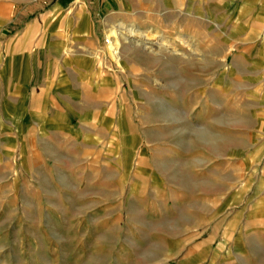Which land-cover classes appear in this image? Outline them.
<instances>
[{
  "label": "rangeland",
  "instance_id": "obj_1",
  "mask_svg": "<svg viewBox=\"0 0 264 264\" xmlns=\"http://www.w3.org/2000/svg\"><path fill=\"white\" fill-rule=\"evenodd\" d=\"M29 2L0 0V264H264V0H122L64 57Z\"/></svg>",
  "mask_w": 264,
  "mask_h": 264
},
{
  "label": "crops",
  "instance_id": "obj_2",
  "mask_svg": "<svg viewBox=\"0 0 264 264\" xmlns=\"http://www.w3.org/2000/svg\"><path fill=\"white\" fill-rule=\"evenodd\" d=\"M95 1L96 0H30L27 4L28 6L25 5L19 9L17 16L18 19H25V25L22 26L18 36L25 38L27 42V52L62 53L64 57L69 52H79L77 44H81L82 47L85 48L95 46L98 35L95 30L91 28L89 22L87 23V21H89L88 11L110 8L123 3L122 0H97V3ZM182 3L183 1L178 5L180 11H184L181 6ZM248 3L249 2L239 4V12H246L243 9H247L246 5ZM44 5L49 6L47 9L41 11ZM190 11L189 9L187 10V12ZM262 27H264V22H262ZM112 29L113 27L106 32V37ZM225 36L229 41L233 35L231 33H226ZM77 37L82 39L87 37L88 40L86 42L83 40L76 42ZM243 58L245 59L247 57L243 56ZM47 59L46 61L51 63V58L47 57ZM28 60L29 61L25 64L26 68H31L37 63V60L34 61L31 56L28 57ZM66 60H68L69 68L73 70H75L76 67L80 68L81 63L79 60L75 58H65L64 61ZM254 65H256V62H254ZM65 75L64 73L62 74V83L59 86L61 88H63V81L66 79ZM217 76L219 79V70L217 71ZM156 99L165 101V99L158 97Z\"/></svg>",
  "mask_w": 264,
  "mask_h": 264
},
{
  "label": "bare ground",
  "instance_id": "obj_3",
  "mask_svg": "<svg viewBox=\"0 0 264 264\" xmlns=\"http://www.w3.org/2000/svg\"><path fill=\"white\" fill-rule=\"evenodd\" d=\"M136 32V29H135ZM116 34H119L118 37ZM134 34V29L131 27H127L124 25H121L117 28V31L112 34V33H108L107 37H106V42L107 45L112 54V57H114V59L116 61L121 62L122 60V53H121V48H122V41L124 39H129V35ZM150 38V37H149ZM180 41L182 42H186L183 38H179ZM136 44L138 43V41L135 42ZM159 44H161L159 42ZM163 44H165V42H163ZM166 47V46H165ZM167 48V47H166Z\"/></svg>",
  "mask_w": 264,
  "mask_h": 264
}]
</instances>
